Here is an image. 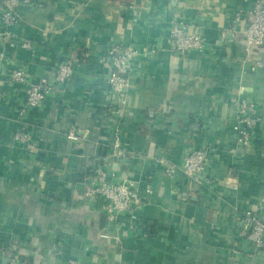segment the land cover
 I'll use <instances>...</instances> for the list:
<instances>
[{
  "label": "crops",
  "instance_id": "obj_1",
  "mask_svg": "<svg viewBox=\"0 0 264 264\" xmlns=\"http://www.w3.org/2000/svg\"><path fill=\"white\" fill-rule=\"evenodd\" d=\"M130 1L19 4L9 28L15 45L0 39V264H264V248L254 256L238 235L242 212L264 214V70L252 68L264 46L247 51L244 38L254 0H137L138 18ZM174 19L201 28L202 50L176 53ZM127 44L155 51L131 60L117 121L108 48ZM64 58L73 62L71 77L20 114L23 85L10 83L9 71L37 83ZM240 98L261 119L246 146L235 128ZM116 129L127 153L110 160L109 177L151 190L135 218L123 212L119 224L106 219L102 198L85 194ZM21 130L32 149L14 138ZM197 147L208 150L212 184L180 169L165 174L158 158L180 163Z\"/></svg>",
  "mask_w": 264,
  "mask_h": 264
},
{
  "label": "built area",
  "instance_id": "obj_2",
  "mask_svg": "<svg viewBox=\"0 0 264 264\" xmlns=\"http://www.w3.org/2000/svg\"><path fill=\"white\" fill-rule=\"evenodd\" d=\"M33 0H1L0 3V39L9 46L15 45L14 36L9 29L18 18L17 6L28 4ZM137 0H131L129 7L133 15L138 18ZM239 20V15L234 17ZM169 38L176 53L183 56L190 50H202L204 47L201 28L196 24H188L183 20L174 19L171 21ZM245 48L247 51L254 47L264 46V0H254L252 7L247 13V25L244 28ZM19 45L23 48H32V42L28 39H21ZM152 46L141 49L134 44L125 46L111 45L108 48L110 67L107 74V81L110 90L116 96V107L112 110L113 117L118 121L128 102V89L130 83L129 68L131 60L135 56L153 53ZM264 70V57L252 62V68ZM73 62L64 58L58 62L55 72L51 78L43 77L37 83L29 82L23 70L15 68L8 73L10 83L23 85L24 103L20 107V114H25L28 109L38 106L51 92L60 90L73 73ZM237 140L243 146L250 143L253 129L261 119L257 116L254 103L240 98L237 100ZM76 138L74 133L67 135ZM14 138L32 149L31 134L28 130H21L14 133ZM127 152L121 146L118 130H115V139L112 148L100 157V160L93 168L92 183L85 189V194L90 197L102 198V209L109 222L119 224V215L126 212L130 217L135 218V213L141 209L149 200L151 190L149 187L140 191L134 180H112L106 170L111 159H119ZM208 150L204 147L193 148L183 154L180 163H175L164 158H158L164 166L165 174L172 178L176 170H182L186 175L194 178L198 183L210 185L214 178L207 170ZM229 185L236 187L234 182ZM134 229L135 225L130 224ZM238 235L244 236L250 243L249 249L254 256L262 253L264 248V214L258 209L249 208L240 214V226ZM12 264H28L26 261L13 262ZM67 264H76L74 260H68Z\"/></svg>",
  "mask_w": 264,
  "mask_h": 264
}]
</instances>
